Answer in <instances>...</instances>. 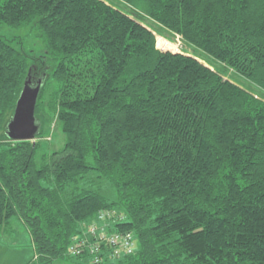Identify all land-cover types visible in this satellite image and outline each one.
Returning <instances> with one entry per match:
<instances>
[{
  "label": "trees",
  "instance_id": "16d2710c",
  "mask_svg": "<svg viewBox=\"0 0 264 264\" xmlns=\"http://www.w3.org/2000/svg\"><path fill=\"white\" fill-rule=\"evenodd\" d=\"M2 25L42 41L0 35V228L38 264H92L69 251L105 211L135 250L99 264H264V0H0ZM29 72L58 150L5 134Z\"/></svg>",
  "mask_w": 264,
  "mask_h": 264
},
{
  "label": "rangeland",
  "instance_id": "374dc122",
  "mask_svg": "<svg viewBox=\"0 0 264 264\" xmlns=\"http://www.w3.org/2000/svg\"><path fill=\"white\" fill-rule=\"evenodd\" d=\"M0 35L8 37L13 42H17V43L24 42V44L30 46V48L39 49L40 45H42L41 39L34 33L26 30L25 28L17 29L8 25H2L0 26ZM182 44L183 42L180 36L174 35L172 38L167 35L158 36L157 45L158 47L163 48L165 50H171L174 52L181 51ZM51 90L52 88L49 87L46 93L50 94ZM38 140L42 142L44 148L48 151L58 150L65 144V140H66L65 133L62 131L61 123L55 116L52 117L51 121H49L48 124L46 125L44 131V137L37 139V141ZM102 185H105V183L102 182ZM105 212H109V211H105ZM114 216L115 215L108 216L107 219V217L102 218L101 215H98L94 220L83 223L81 226L82 232L77 235V238H81L83 240H86L88 238H94L96 235L92 236L93 231L97 232V234L100 235L102 231H105L106 229L115 225L116 222L114 221L115 218ZM20 230H21V234L17 235V237L14 240L16 241V243H14L12 238H10L9 240L6 239L7 234L3 233L6 231V225L5 224L2 225V227L0 228V252L2 251L7 252L9 250H10L9 252L13 251L12 249H9L11 246H13L12 244L14 245L19 244L20 247L24 244L25 240L24 237L22 236L23 230L22 229ZM91 259L92 258H90V260ZM88 262H92V261L88 260ZM34 264H38L37 261H35Z\"/></svg>",
  "mask_w": 264,
  "mask_h": 264
},
{
  "label": "built area",
  "instance_id": "2783aa9c",
  "mask_svg": "<svg viewBox=\"0 0 264 264\" xmlns=\"http://www.w3.org/2000/svg\"><path fill=\"white\" fill-rule=\"evenodd\" d=\"M102 218L108 219L113 215L111 212H103L100 214ZM96 235V236H95ZM94 238L83 240L74 238L75 240L70 247L69 253L73 256H82L90 254L92 264H99L106 260L115 259L122 254H131L135 250V237L132 232H113L107 233L102 231L100 235L93 231ZM107 248V251L106 249Z\"/></svg>",
  "mask_w": 264,
  "mask_h": 264
},
{
  "label": "water",
  "instance_id": "95a60500",
  "mask_svg": "<svg viewBox=\"0 0 264 264\" xmlns=\"http://www.w3.org/2000/svg\"><path fill=\"white\" fill-rule=\"evenodd\" d=\"M44 78L32 82L29 75L16 103L14 114L6 125L5 134L15 141H35L41 131V122L36 116V105Z\"/></svg>",
  "mask_w": 264,
  "mask_h": 264
},
{
  "label": "crops",
  "instance_id": "0c3cea01",
  "mask_svg": "<svg viewBox=\"0 0 264 264\" xmlns=\"http://www.w3.org/2000/svg\"><path fill=\"white\" fill-rule=\"evenodd\" d=\"M6 231L3 232L7 234L6 239L12 238L13 242L16 243L15 238L17 235L21 234V230H23L22 236L24 237V244L20 247L19 244L11 246L9 249L13 251L9 252H0V264H34V249L31 246V237L30 233L25 226V224L17 217H13L9 223H5ZM2 235V234H1ZM3 236V235H2ZM4 237V236H3ZM27 251V252H26ZM24 253V254H21Z\"/></svg>",
  "mask_w": 264,
  "mask_h": 264
}]
</instances>
